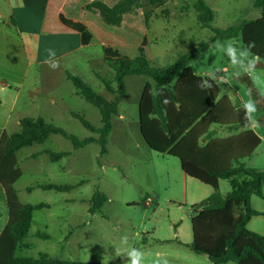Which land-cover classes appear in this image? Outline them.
<instances>
[{
  "label": "rangeland",
  "instance_id": "1",
  "mask_svg": "<svg viewBox=\"0 0 264 264\" xmlns=\"http://www.w3.org/2000/svg\"><path fill=\"white\" fill-rule=\"evenodd\" d=\"M91 1L72 0L65 12L72 18L83 19L87 10L85 6ZM102 1L113 4L116 0ZM204 1L214 11L211 25L218 29L264 15V8L253 7L254 0ZM193 2L164 0L161 6L147 7L143 1L142 11L151 12L147 40L149 58L154 67L169 66L180 54L194 50L200 41H208L213 36L209 29L198 26ZM230 47L235 50L234 55L229 54ZM241 47L240 38L216 40L189 65L195 73L207 74L216 80L218 97L226 95L233 101L237 94L243 106L250 101L255 105V111L244 107L253 130L262 140L253 156L245 160V165L262 170L264 62L257 64L256 60L252 63L253 59ZM93 53L97 54L93 57L94 62L82 61L81 76L94 91L112 100L114 95L94 73L112 82L113 71L100 61L99 47L94 48ZM219 77L224 81L217 80ZM144 80L148 78H126V94L118 104V114L111 119L112 129L107 137L105 155H99L97 143L72 149L71 143L60 135H52L44 143L18 151L16 158L21 177L14 188L21 203L48 205V208L32 213L30 232L46 233L49 239L34 236L25 239L15 251V257L37 258L40 253H46L63 260L132 264L134 255H140L143 257L141 264H165V261L167 264H211L204 255L193 253L187 244L191 242L192 206L207 198L213 189L185 175L176 157L151 150L142 139L137 105ZM64 82V93L70 94L71 90L73 93L72 84L65 79ZM110 87L115 89L116 84L111 83ZM259 99L262 104L257 103ZM68 106L93 126L100 127L98 110L80 96L73 95ZM61 116L57 126H62L67 133L78 139L97 137L69 114ZM223 132L219 135H224ZM43 150L69 151L70 154L57 162H50ZM36 153V157L31 158L30 155ZM46 183L74 187L68 192L40 188L26 190ZM229 190L228 181L220 179L218 192L225 195ZM96 192L105 195L106 201L99 211L91 213V197ZM2 202L0 228L6 221ZM251 206L261 210L264 201L253 196ZM249 228L257 234L264 233V219L253 218Z\"/></svg>",
  "mask_w": 264,
  "mask_h": 264
},
{
  "label": "trees",
  "instance_id": "2",
  "mask_svg": "<svg viewBox=\"0 0 264 264\" xmlns=\"http://www.w3.org/2000/svg\"><path fill=\"white\" fill-rule=\"evenodd\" d=\"M145 6L156 7L164 0H116L113 4L93 0L85 9L99 17L101 23L91 22L88 28L59 16L60 21L80 35L82 45L104 43V64L113 71L112 82L95 76L114 95L112 100L94 91L84 79L65 72L66 79L77 94L94 106L100 116V127L89 123L82 114L71 116L97 137L78 139L62 127L45 122L40 116L20 120V131L0 137V197L7 210V221L0 232V264H118L63 260L40 253L37 258L15 257V251L31 236L49 239L43 232L30 233L32 213L48 208L47 204H23L19 201L14 183L21 177L16 152L21 148L44 143L51 135H60L79 149L90 143L100 147L99 155L107 153V137L112 129L111 119L118 113V104L125 95L127 76H141L145 80L137 105L139 133L153 151L176 157L182 172L210 186L213 192L192 206L190 217L191 242L187 244L195 253L204 255L211 264H264V234L248 229L247 224L258 212L251 206V197L264 201V170L245 166L244 160L252 156L259 146L260 137L249 128V119L243 104L232 105L228 96L218 97L219 89L209 76H201L189 65L193 58L216 40L240 38L241 49L250 57L264 61V15L244 19L225 29L213 27L214 11L204 0H194L192 8L199 27L209 29L213 36L200 41L189 52L180 54L167 67L156 68L149 58L144 30L151 17ZM253 7L264 8V0H254ZM142 13L138 17H124ZM254 42V46H250ZM131 44L132 48H127ZM116 84L113 90L110 84ZM168 102L165 103L164 101ZM211 126L225 129L229 135L215 137ZM50 162L67 157L69 151H46ZM227 180L230 190L218 192L219 180ZM73 185L37 184L28 187L68 192ZM106 196L98 192L91 197L89 212L100 210ZM264 216V211L261 212Z\"/></svg>",
  "mask_w": 264,
  "mask_h": 264
},
{
  "label": "crops",
  "instance_id": "3",
  "mask_svg": "<svg viewBox=\"0 0 264 264\" xmlns=\"http://www.w3.org/2000/svg\"><path fill=\"white\" fill-rule=\"evenodd\" d=\"M71 1L0 0V137L2 134L11 135L18 133L21 129L20 120L22 118L40 116L45 122L54 125L59 124L58 122L61 120V115L63 114H69L73 118L71 112L76 111L69 110L68 105L73 95H79L75 88L73 93L72 90L70 94L68 92L67 94L64 93V79L68 81L65 77V72L67 71L82 77V61L94 62L93 57L97 54L93 53V49L96 47L100 48V61L104 64L103 48L105 45L103 42L98 41L82 45L79 33L67 28L60 21L59 16H62L65 19L80 22L88 28L91 27L92 21L94 23H101L97 14L88 10H86L83 19L68 16L65 9H67ZM136 12V14H128L124 17H138L142 13L141 11ZM147 29L148 24L144 30L146 39ZM127 45H129L127 48L133 47H131L130 43ZM148 45L147 40V47ZM48 57L58 61L59 67L52 69L48 63H45ZM198 75L203 77L208 76L203 73ZM217 80L224 81L221 77ZM214 81L216 83V80ZM112 89L114 90V88ZM3 91H7V93H3ZM229 100L232 105L242 104L237 94L233 101L230 98ZM249 128L252 130L254 128L250 122ZM210 129L215 132V137H225L230 134L225 129L216 126H211ZM221 132L224 135H219ZM46 151L43 150L42 153L47 155ZM36 155L37 153L30 156L31 158H35ZM1 201L0 197V203ZM256 211L258 215L252 217L247 224L249 230V225L253 218L261 217L264 219V216L261 215L264 208ZM4 213H6L7 221L5 205ZM2 214L0 211V216ZM4 225L0 228V232Z\"/></svg>",
  "mask_w": 264,
  "mask_h": 264
},
{
  "label": "clouds",
  "instance_id": "4",
  "mask_svg": "<svg viewBox=\"0 0 264 264\" xmlns=\"http://www.w3.org/2000/svg\"><path fill=\"white\" fill-rule=\"evenodd\" d=\"M249 44H250V46H254V45H255L254 42H250ZM48 51H50V50H48ZM228 51H229V54H230V55H234V52H235L234 49H232V48L230 47V48L228 49ZM257 59H259V57H255V58L253 59L252 63H255ZM45 63H48L49 66H50L52 69H56V68L59 67V63H58V61L52 59L51 57H48V59L45 60ZM164 102L167 103L168 101L165 100ZM244 106H245L246 108H251L253 111L256 110V109H255V105H254L251 101L248 102V103H246ZM142 260H143V257H141L140 255H134V257H133V261H132V264H141ZM165 264H167L166 261H165Z\"/></svg>",
  "mask_w": 264,
  "mask_h": 264
},
{
  "label": "water",
  "instance_id": "5",
  "mask_svg": "<svg viewBox=\"0 0 264 264\" xmlns=\"http://www.w3.org/2000/svg\"><path fill=\"white\" fill-rule=\"evenodd\" d=\"M254 58H255V57H254ZM257 61H258L257 64H261V62H264V61H260V60H258V59H257ZM257 103H258V104H262V101L259 99V100L257 101Z\"/></svg>",
  "mask_w": 264,
  "mask_h": 264
}]
</instances>
